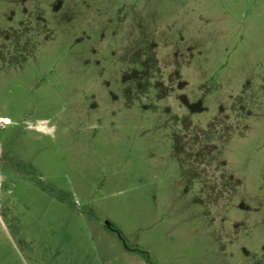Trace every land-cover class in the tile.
I'll list each match as a JSON object with an SVG mask.
<instances>
[{
  "label": "rangeland",
  "instance_id": "374dc122",
  "mask_svg": "<svg viewBox=\"0 0 264 264\" xmlns=\"http://www.w3.org/2000/svg\"><path fill=\"white\" fill-rule=\"evenodd\" d=\"M0 264H264V0H0Z\"/></svg>",
  "mask_w": 264,
  "mask_h": 264
}]
</instances>
